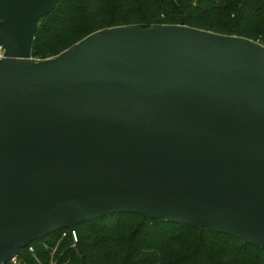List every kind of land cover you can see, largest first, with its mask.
<instances>
[{
  "label": "water",
  "instance_id": "95a60500",
  "mask_svg": "<svg viewBox=\"0 0 264 264\" xmlns=\"http://www.w3.org/2000/svg\"><path fill=\"white\" fill-rule=\"evenodd\" d=\"M58 0H0V264L110 214L264 249V46L174 25L30 58Z\"/></svg>",
  "mask_w": 264,
  "mask_h": 264
},
{
  "label": "trees",
  "instance_id": "16d2710c",
  "mask_svg": "<svg viewBox=\"0 0 264 264\" xmlns=\"http://www.w3.org/2000/svg\"><path fill=\"white\" fill-rule=\"evenodd\" d=\"M180 23L264 46V0H58L39 19L30 58L54 57L101 29ZM62 236L74 241L69 229L51 233L21 249L20 264H50L44 245ZM77 236L81 251L61 244L56 264H264V249L244 240L132 213L82 222Z\"/></svg>",
  "mask_w": 264,
  "mask_h": 264
},
{
  "label": "rangeland",
  "instance_id": "374dc122",
  "mask_svg": "<svg viewBox=\"0 0 264 264\" xmlns=\"http://www.w3.org/2000/svg\"><path fill=\"white\" fill-rule=\"evenodd\" d=\"M200 234V232H199ZM68 235V234H67ZM202 235V234H200ZM61 244H64L65 248H68V249H76V242L74 241H68L66 240L65 237H60L54 246H48V245H44L45 248H48L50 250V264H56L57 261H58V256L60 255L61 252H59V248H60V245ZM62 250V249H61Z\"/></svg>",
  "mask_w": 264,
  "mask_h": 264
},
{
  "label": "built area",
  "instance_id": "2783aa9c",
  "mask_svg": "<svg viewBox=\"0 0 264 264\" xmlns=\"http://www.w3.org/2000/svg\"><path fill=\"white\" fill-rule=\"evenodd\" d=\"M4 52H5V50H4V48L0 45V59H2V58H4ZM71 233H72V236H73V239H74V242H76V235L71 231ZM28 247V249H29V251H33V247L31 246V244L30 245H28L27 246ZM20 264V260H18V257L17 256H15L13 259H11L9 262H7L6 264Z\"/></svg>",
  "mask_w": 264,
  "mask_h": 264
}]
</instances>
